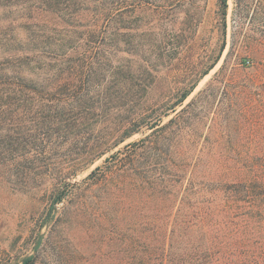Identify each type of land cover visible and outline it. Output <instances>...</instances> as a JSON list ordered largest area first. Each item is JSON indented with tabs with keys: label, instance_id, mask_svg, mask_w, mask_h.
Here are the masks:
<instances>
[{
	"label": "trees",
	"instance_id": "trees-1",
	"mask_svg": "<svg viewBox=\"0 0 264 264\" xmlns=\"http://www.w3.org/2000/svg\"><path fill=\"white\" fill-rule=\"evenodd\" d=\"M217 1L224 18L227 0ZM122 2L0 0V180L34 182L56 164L57 148L68 145V155L75 158L67 171L53 172L59 182L137 132L147 109L135 111L136 103L124 110L129 116L101 120L102 129L97 124L99 102L109 103L121 85L119 67L105 57L118 50ZM221 53L203 75L218 64ZM253 53L255 65L228 88L230 104L238 107L241 99L246 113L232 127L245 126L249 135L227 140L252 148H195L196 132L187 121L202 91L167 123L161 125L158 117L148 121H155L153 131L143 140L104 159L112 168V162L120 163V169L97 167L82 182L102 183L104 189L105 199L94 196L73 218L101 220L97 212L107 206L109 218L101 221L106 224L105 264H264V136L259 135L264 129V42ZM226 69L224 61L212 81ZM195 86L183 91L164 116L176 112ZM139 146L145 151L137 156ZM64 196L63 191L51 208ZM60 216L62 223L71 220L64 211L56 218L59 223ZM40 246L38 241L35 249ZM36 262L37 256H29L21 264Z\"/></svg>",
	"mask_w": 264,
	"mask_h": 264
},
{
	"label": "rangeland",
	"instance_id": "rangeland-1",
	"mask_svg": "<svg viewBox=\"0 0 264 264\" xmlns=\"http://www.w3.org/2000/svg\"><path fill=\"white\" fill-rule=\"evenodd\" d=\"M131 2L134 6L129 7L127 3ZM120 11L116 25L118 50L105 58L112 67H119L121 85L109 103L99 102L97 128L102 129L101 120L111 123L129 116L132 103H136L135 111L139 107L147 109L145 120L135 126L137 132L131 137L70 178L54 180L53 172L67 171L75 158L68 155V145H64L54 152L57 162L52 169L42 173L41 178L36 176L34 182L1 179L0 264H21L29 256H37L36 264H105L106 224L102 223L109 218L107 206L97 212L101 220L88 215L73 218L74 211L84 202L93 201L94 196L100 194L105 199L104 189L102 183L82 182L97 167L110 166L112 172L120 169V163L112 162V168L103 163L104 159L127 144L143 140L153 131L150 126L155 121L147 125L148 121L158 117L161 125L167 123L202 91L197 105L191 108L192 119L187 121L196 132L195 148L221 151L253 147L227 143L230 137L249 135L245 126L232 127L233 121L246 119V113L241 99L237 100L238 107L230 104L228 88L241 83L246 67L252 69L257 61L253 50L264 42V0H227L224 18L217 0H123ZM220 50L218 64L203 75ZM71 60L75 61L76 56ZM224 61L227 69L212 81ZM193 85L195 88L176 112L169 110L164 116L163 112ZM121 104L125 105L120 107ZM102 109L106 115L101 114ZM259 135L264 136V129L259 130ZM144 151V147H136L137 156ZM122 157L123 153L119 159ZM63 191V201L51 208ZM64 211L71 220L62 223L60 216V224L56 218ZM108 229L115 231L109 225ZM38 241L41 246L35 249Z\"/></svg>",
	"mask_w": 264,
	"mask_h": 264
},
{
	"label": "built area",
	"instance_id": "built-area-1",
	"mask_svg": "<svg viewBox=\"0 0 264 264\" xmlns=\"http://www.w3.org/2000/svg\"><path fill=\"white\" fill-rule=\"evenodd\" d=\"M247 64H248V62H247Z\"/></svg>",
	"mask_w": 264,
	"mask_h": 264
}]
</instances>
